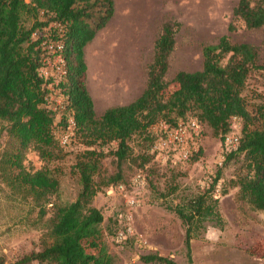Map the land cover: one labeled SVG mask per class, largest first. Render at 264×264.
Returning a JSON list of instances; mask_svg holds the SVG:
<instances>
[{
	"label": "trees",
	"instance_id": "16d2710c",
	"mask_svg": "<svg viewBox=\"0 0 264 264\" xmlns=\"http://www.w3.org/2000/svg\"><path fill=\"white\" fill-rule=\"evenodd\" d=\"M113 12L114 0H0V120L6 123L8 136L0 153V178L13 193L22 198L30 196L40 206L41 214L47 203L54 208L41 248L9 264H113L102 240L103 212L91 204L100 188L94 175L99 172L102 159L112 154L118 170L106 177L102 185L115 188L122 184L121 165L131 153L128 140L133 134L145 132L154 144L159 132L152 126L161 122L173 126L190 118L197 120L200 133L188 139V159L193 160L201 152L196 144L202 125H208L211 135L222 140L223 165L241 159V172L237 181L232 180L239 184V196L252 209L264 211V92H253L252 102L245 93L250 73H264L257 48L249 42H234L223 34L216 43L203 46L201 69L177 71L172 79L174 87L169 90L165 75L180 22L166 20L153 43L145 88L132 101L107 107L96 116L86 88L83 53ZM235 21L247 29L263 27L264 0H238L229 32L237 29ZM58 40L64 45L66 73L45 77L41 73L45 59L53 60L56 55L49 53L45 44ZM55 90L64 97L65 107L58 123L54 122L57 109L49 106ZM187 113L195 117H188ZM234 118L242 121L236 132L232 130ZM57 127H72L86 147L73 164L80 189L75 199L67 203L50 201L59 189L57 167L30 172L23 165L24 152L29 147L47 161L64 157L55 137ZM231 133L239 136L238 144L226 150L224 138ZM112 143L115 146L106 152L105 147ZM221 174L222 167H218L207 181L208 186L182 196L177 203L164 201V208L182 225V250L187 264H193L191 241L204 238L208 223L223 229L220 200L214 195ZM221 193H227L225 186ZM126 217L127 213L120 211L113 220L108 219L106 233L115 239L117 231L125 229ZM133 238L135 234L131 233L116 241L126 243ZM246 250L264 259V240ZM141 258L145 263L178 264L159 253ZM0 264H5L1 256Z\"/></svg>",
	"mask_w": 264,
	"mask_h": 264
},
{
	"label": "rangeland",
	"instance_id": "374dc122",
	"mask_svg": "<svg viewBox=\"0 0 264 264\" xmlns=\"http://www.w3.org/2000/svg\"><path fill=\"white\" fill-rule=\"evenodd\" d=\"M127 1L132 4L138 2ZM237 1L145 0L143 11L136 6L135 15L131 5L119 9L116 6L117 0H114L113 16L97 31V38L94 36L86 44L85 53L87 54L89 49L93 61H102L106 68L111 69L116 63L111 53L117 50V53H122L123 58L127 60L128 68L116 75L109 69V81L103 84L107 94H110L107 101L92 84L93 78L96 79L90 72L89 62L92 61H87L86 64L83 53L86 64L85 83L89 78L96 96L95 102L99 108L97 110L128 103L142 92L147 80V66L153 56V43L160 33L162 23L169 19L180 22L165 75L169 90L174 87L172 79L177 71L201 69L203 46L216 43L223 34L229 35L234 42L245 41L254 45L259 52V62L264 63V26L259 29H247L241 22L235 21L237 29L234 32L228 31L232 10ZM132 14V17H128ZM115 16H122L119 18L120 24L119 21L116 23L118 17L114 19ZM127 29L131 30V35ZM103 36L104 38H101ZM129 36L130 38H127ZM123 41L130 44L125 51L122 48ZM253 92H264V73L261 71H252L246 80L245 93L249 102L254 100ZM49 106L57 109L54 122L58 123L65 109L64 97L59 91L55 90L51 95ZM95 114L99 116L100 113L95 111ZM187 116L195 117L193 113H187ZM233 120L232 130L236 132L240 129L242 121L235 118ZM5 125L6 123L0 120V153L8 140ZM201 133L196 144L201 149L197 160L191 158L186 161H178L175 155L168 157L157 152L152 154L153 144L151 139L146 137L147 133L133 134L128 140L130 156L121 165L120 182L123 190L113 189L109 193V186L102 185L106 177L118 170L112 154H107L102 159L100 170L94 175V181L100 188L91 204L103 212L104 222L100 225L103 231L102 240L113 257V264H154L142 260L141 256L148 253L170 256L178 264H187L182 250V225L173 213L164 208V201L177 203L182 196L208 186L207 181L218 167H222V174L214 195L220 200L218 209L224 226L220 230L219 227L208 223L204 238L191 241L193 264H264L263 258L251 255L246 250L256 242L264 240V211L252 209L250 204L239 196V184L232 182L237 181L241 172V159L231 160L224 166L222 140L212 136L211 128L206 124L202 125ZM55 137L65 153L63 158L47 161L39 156L36 149L29 147L24 152L23 165L30 172L44 167H57L59 189L50 196V201L67 203L75 199L80 189L73 164L78 153L86 147L82 139L72 131V127L66 130L57 127ZM64 137L66 142H63ZM114 146L115 143H112L104 150L107 152ZM144 159L147 161L143 162ZM137 174L141 175V181L135 182ZM224 186L227 189L226 194L221 193ZM129 197H134L137 202L129 205ZM39 209L40 206L30 196L22 198L20 194L13 193L0 178V256L4 258L5 264L13 263L32 250L41 248V242L51 224L54 208L51 203H47L43 214ZM120 211L132 215L131 227L136 238L126 243L117 242L105 231L108 219L113 220Z\"/></svg>",
	"mask_w": 264,
	"mask_h": 264
},
{
	"label": "built area",
	"instance_id": "2783aa9c",
	"mask_svg": "<svg viewBox=\"0 0 264 264\" xmlns=\"http://www.w3.org/2000/svg\"><path fill=\"white\" fill-rule=\"evenodd\" d=\"M35 35V34H34ZM48 52H56L55 57L50 59L49 57L45 59L46 64L41 68V73L47 77L51 74L65 75V59L62 55V50L64 48L63 42L52 41L49 44H45ZM153 129H157L159 132L158 139L153 144V151L170 156H176L178 161H185L189 158L191 146L188 144V139L193 134L200 133L199 123L195 118H190L185 121H180L173 126H169L163 122L158 125L152 126ZM239 136L237 133H231L225 136L223 145L226 150H231L236 148L238 144ZM63 142H66V137L63 138ZM134 181H141V175L137 174ZM113 189L123 190V185L119 184L115 188L109 187L108 192H112ZM129 205H134L137 200L134 197H129L127 199ZM131 214H127L126 217V227L125 229H120L115 234V240L120 241L126 237L127 234L133 233L131 227Z\"/></svg>",
	"mask_w": 264,
	"mask_h": 264
},
{
	"label": "bare ground",
	"instance_id": "6f19581e",
	"mask_svg": "<svg viewBox=\"0 0 264 264\" xmlns=\"http://www.w3.org/2000/svg\"><path fill=\"white\" fill-rule=\"evenodd\" d=\"M119 21V20H118ZM116 23H117V20H116ZM121 23V21H119V24ZM114 28V27H113ZM128 30V29H127ZM121 31H123L124 32V30H121ZM128 33H130V35H131V30L129 29L128 30ZM121 34V32L119 33V35ZM127 34V33H126ZM123 35H125L124 33H123ZM128 36V35H127ZM123 37V36H122ZM127 38H130V36L129 37H127ZM126 38V39H127ZM132 39H133V37H131ZM123 39H124V37H123ZM122 39V40H123ZM124 41H127V40H124ZM124 41H123V43H124ZM99 42V41H98ZM132 42H133V40H132ZM123 43H122V48H123V51H125V50H127L128 49V47H130V44H126V43H124V45H123ZM128 43V42H127ZM98 45V44H97ZM96 47V46H95ZM95 51V50H94ZM121 52V51H120ZM111 57L114 59V61L116 62L114 65V67H111V69L110 68H106L105 67V65L102 63V61H98L97 59H95L94 61L92 60V62H89V64H90V72H91V74H92V77H96V79L95 78H93L94 80H93V82L94 83H92V84H94L95 85V87L97 88V91H98V93H99V95H101L102 96V98L103 99H105L106 98V100H107V97L110 95V94H107V92L105 91V88H104V86H103V84L106 82V81H109L108 80V78H107V74H108V71H109V69H110V71L112 72V73H114L115 75L116 74H121V73H123L125 70H124V68H128V64H127V60L126 59H124L123 58V54L122 53H117V50L115 51V52H113V53H111ZM122 56V57H121ZM111 59V58H110ZM111 64V63H110ZM113 65V64H112ZM108 101V100H107Z\"/></svg>",
	"mask_w": 264,
	"mask_h": 264
},
{
	"label": "crops",
	"instance_id": "0c3cea01",
	"mask_svg": "<svg viewBox=\"0 0 264 264\" xmlns=\"http://www.w3.org/2000/svg\"><path fill=\"white\" fill-rule=\"evenodd\" d=\"M115 2H116V0H115ZM144 3H145V0H138V2H137V3H134V4L129 3L127 0H119V1L117 0L116 6H117L119 9H122V8H125V7H127V6H129V5H131V6L133 7V9H134L133 11H134L135 15H137V9H136V6H137L138 8H140V9H142V11H143V9H144V7H145ZM112 16H113V15H112ZM132 16H133V14L130 15V16H128V17H132ZM117 17H118V18H117ZM120 17H122V16H115L114 19L117 18V21H118ZM97 33H98V32H96L95 37L97 36ZM99 35H100V34H99ZM104 36H105V35H104ZM104 36L101 37V38H104ZM96 38H97V37H96ZM85 51H86V46L84 47V54H85V61H86V64H87V61H92V57H91V55H90L89 49L87 50V54L85 53ZM86 88H87V90H88V92H89L91 98L93 99V102H94V110H95L96 112H99V113H100L99 115H101V114L103 113V111H104L106 108H103V109H101V110H97V109H99V108H98V104L95 102V101H96V96H95L94 93H93V90H92V87H91V84H90V80H89V78H88V81H87V79H86ZM95 103H96V104H95ZM126 103H127V102H126ZM126 103H121V104H118V105H122V104H126Z\"/></svg>",
	"mask_w": 264,
	"mask_h": 264
}]
</instances>
